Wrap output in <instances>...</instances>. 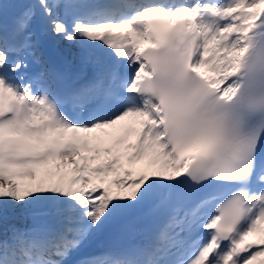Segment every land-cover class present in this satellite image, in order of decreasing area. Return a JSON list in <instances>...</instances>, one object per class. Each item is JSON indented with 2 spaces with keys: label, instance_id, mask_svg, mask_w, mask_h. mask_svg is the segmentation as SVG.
I'll return each mask as SVG.
<instances>
[{
  "label": "snow or ice",
  "instance_id": "6c2138e0",
  "mask_svg": "<svg viewBox=\"0 0 264 264\" xmlns=\"http://www.w3.org/2000/svg\"><path fill=\"white\" fill-rule=\"evenodd\" d=\"M0 264H264V0H0Z\"/></svg>",
  "mask_w": 264,
  "mask_h": 264
},
{
  "label": "bare ground",
  "instance_id": "6f19581e",
  "mask_svg": "<svg viewBox=\"0 0 264 264\" xmlns=\"http://www.w3.org/2000/svg\"><path fill=\"white\" fill-rule=\"evenodd\" d=\"M67 43L65 42H63V45H66ZM69 46V45H68ZM100 242V240L98 239V240H96V241H94V246H96V247H100L101 246V244L99 243Z\"/></svg>",
  "mask_w": 264,
  "mask_h": 264
},
{
  "label": "rangeland",
  "instance_id": "374dc122",
  "mask_svg": "<svg viewBox=\"0 0 264 264\" xmlns=\"http://www.w3.org/2000/svg\"><path fill=\"white\" fill-rule=\"evenodd\" d=\"M63 42H64V41H61V46H63V45H62V44H63ZM64 43H65V42H64ZM73 47L75 48V46H73Z\"/></svg>",
  "mask_w": 264,
  "mask_h": 264
}]
</instances>
